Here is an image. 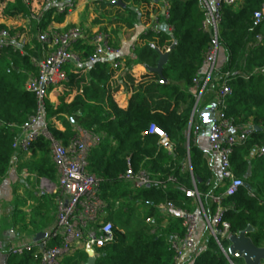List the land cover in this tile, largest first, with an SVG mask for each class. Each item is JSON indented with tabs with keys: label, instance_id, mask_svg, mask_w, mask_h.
Instances as JSON below:
<instances>
[{
	"label": "trees",
	"instance_id": "1",
	"mask_svg": "<svg viewBox=\"0 0 264 264\" xmlns=\"http://www.w3.org/2000/svg\"><path fill=\"white\" fill-rule=\"evenodd\" d=\"M44 1L29 0L26 8L21 0H0L1 15L12 18L42 13L39 24L42 29L51 21L62 23L65 15L55 14L51 18L53 10L43 9ZM120 1L124 6L112 0L93 2L99 5L96 12L100 13L96 17L92 15L91 21L101 27L99 30L108 32L113 47L120 45L124 30L134 29L141 22L143 30L133 41L130 55H124V66L114 69L108 61L98 60L70 69L65 82L48 90L42 106L46 130L54 140L67 144L76 127L100 137V142L88 152L86 170L98 179L99 196L106 204L104 219H118L124 226L137 206L144 209L143 219L154 218V224L147 223L130 231L113 226L115 240L98 248L94 264H173V252L167 240L173 234L183 236L185 227L176 216L162 224L165 212L159 205L170 202L176 209L193 212L198 204L186 197L185 191L194 188L208 219L220 206L221 220L228 223L229 232L237 235L250 226L247 235L258 246L264 239V154L253 156L252 153L264 147V16L254 26L253 14L264 7V0H244L237 6L221 7L216 43L224 54V61L221 65L215 61L207 80L204 58L213 38L212 32L203 26L206 19L203 0ZM107 6L117 10L108 13ZM111 14L115 19H109ZM2 28L6 25L0 24ZM34 33L32 28L27 30L32 47L25 54L11 47L0 52V179L9 167L12 143L19 127L38 109L35 95L24 85L27 77L36 72L31 56L38 54L40 44L34 40ZM256 35L261 36L260 42H256ZM74 47L82 59L92 51L91 46L81 41ZM169 49L161 71L166 82L161 83V76L151 68L157 66L159 55ZM133 64L143 66L145 71L134 75L130 71ZM222 83L231 89L223 108L230 128L237 132L246 125L252 126L246 140L232 147L231 168L243 184L231 196L224 195L225 186L216 182L204 151L194 143L191 131L188 135L185 133L190 120L197 124L198 108L210 101L217 102L216 92ZM120 86L130 94L125 108L115 99ZM211 89L215 94L205 98ZM52 96L58 98L56 102ZM197 96L198 103L192 113ZM151 124L163 132L169 151L157 134L148 132ZM30 150H37L40 155L28 170L54 180L56 171L50 162L49 141L40 135ZM128 170L147 174L149 184L134 186L124 178ZM209 197L220 200L218 204H209ZM12 213L14 221H23L17 205ZM219 241L220 244L209 235L192 264H230L223 253L229 241L224 238ZM30 242L34 245L22 255H14L9 250L6 264L38 263L33 253L39 242ZM57 244L58 238H49V246ZM64 258V264H71L68 261L72 258L84 262L87 255L84 252L72 258L65 256L60 264ZM229 258L232 264H244L238 257Z\"/></svg>",
	"mask_w": 264,
	"mask_h": 264
},
{
	"label": "built area",
	"instance_id": "2",
	"mask_svg": "<svg viewBox=\"0 0 264 264\" xmlns=\"http://www.w3.org/2000/svg\"><path fill=\"white\" fill-rule=\"evenodd\" d=\"M6 1V0H5ZM22 4L28 8L29 0H21ZM79 0H45V10L52 9L51 18L55 14H64L65 16L76 10ZM100 0H82L84 4L90 5V2ZM110 1V0H106ZM117 0H112L116 5ZM244 0H203L205 6V21L203 26L206 30L212 32L213 42L208 48L204 65L206 68L205 80L210 76L215 67L217 55L216 34L219 21V10L222 6H237ZM1 8V7H0ZM1 10V9H0ZM165 15V6L162 11ZM264 16V7L254 12L253 25L261 23ZM43 17L40 14H30L27 21L21 29L2 28L0 29V52L7 47L18 50L21 54L26 53V49L31 48V41L27 38L29 28L35 32L34 40L40 44V51L37 55L31 56V64L36 72L28 77L25 89L35 95L38 109L36 113L30 116L19 127V132L13 140L12 149L28 151L32 143L40 135H43L50 143V160L57 171V180L54 184V199L56 202V225L53 229L46 232V236L39 240L38 248L33 253L34 258L39 264H60L61 259L66 255H71L74 250L94 252L95 248L111 243L115 240L113 224L105 220L106 204L99 196L98 179L86 170L87 155L91 148L100 142V137L82 130L77 127L75 134L69 139L67 144H62L53 139L46 130L45 122L42 117V106L49 89L56 87L68 79L66 66L70 63L75 68L82 65H91L98 60H106L114 69L122 68L123 49L122 46L113 47L110 44V37L104 30H86L80 26L73 25L68 29H55L49 23L46 29L40 27V20ZM53 20V19H52ZM1 24V23H0ZM64 28V27H62ZM15 30V31H12ZM169 32V28H166ZM256 42L261 41V36L256 35ZM81 41L92 47L91 53L82 59L78 53L72 50L74 44ZM133 42L130 43V51L133 49ZM194 82L196 80L194 79ZM231 93L227 83H222L217 92L215 102V114L211 122L207 124L206 139L208 150L217 158L218 171L225 186L224 195H234L240 186L242 180L238 178L230 164V155L232 147L235 144L242 143L252 130V126L246 125L239 131L230 128L227 119L224 116V100ZM194 133L200 130L198 124L191 125ZM192 127V128H191ZM149 133L157 134L161 144L167 145V138L163 132L151 124ZM187 134V135H188ZM264 154V147L253 151V156ZM124 178L130 181L134 186H144L149 184L150 179L145 173L134 174L128 170ZM186 197H191L198 204V209L193 212L176 209L170 202L160 204L159 208L164 212L174 213L176 217L182 220L185 227L183 236L173 234L169 236L168 248L173 252V264H181L184 256L196 250V243L199 229V219L203 214V208L200 203V197L196 189L185 191ZM219 197H209V204H218ZM223 209L217 206L215 213L210 219L205 217L209 227L210 236L218 244L219 239L224 238L229 241L232 234L229 232L227 222L221 220ZM149 224H154V218L148 217ZM56 237L59 240L57 245H48L49 238ZM34 242H23L10 248L14 255H22L25 251L32 248Z\"/></svg>",
	"mask_w": 264,
	"mask_h": 264
},
{
	"label": "crops",
	"instance_id": "3",
	"mask_svg": "<svg viewBox=\"0 0 264 264\" xmlns=\"http://www.w3.org/2000/svg\"><path fill=\"white\" fill-rule=\"evenodd\" d=\"M8 1V0H6ZM10 1V0H9ZM80 8H76V10L80 11L84 9V6H88L87 9L93 10L92 5L84 4L82 0H79ZM74 10L70 14L66 15L64 21L60 24H55V27L58 26L60 28L65 27L68 24L76 25L79 22L78 11ZM0 23H9V18H5L1 15L0 10ZM143 30V26L141 22H138L136 27L131 30H124L123 36L120 38V45L123 49L124 55H130V43L135 41ZM72 50L76 52L75 47L73 46ZM217 64L221 65L224 61V54L222 50L217 49ZM76 69L74 64L70 63L66 66V70ZM130 71L134 75H139L143 73L145 70L143 66L139 64H133L130 66ZM193 88H190L192 90ZM162 92V89H160ZM215 92L213 90H209L205 98H210L213 96ZM129 91L120 86L118 91L115 94V99L118 105L122 108H125L129 99ZM199 99V96L198 98ZM210 101L206 105H203L201 108H198L195 112L196 122L200 126V130L197 133H194L191 129V133L193 135L194 143L204 151L206 156V160L208 162L209 167L215 174L216 182L218 184H222V180L220 178V174L218 171V163L217 158L211 154L208 150V143L206 139V129L207 123L204 124V119L201 115V111L205 106L212 103ZM195 105V104H194ZM195 110V107H193ZM194 113V111H193ZM193 125V124H191ZM190 123H188L185 133L188 134ZM192 128V127H191ZM165 147L170 150L167 145ZM40 153L32 150L21 151V150H13L10 164L7 169L6 175L0 179V264H6V260L8 258V251L11 247L19 245L20 243L27 242L30 240H34V236L37 232L43 231L48 232L53 229L56 225V202L54 199V194L51 195V191H48L49 184L56 182L57 180V171L56 178L54 180H50L47 177L39 176L36 172L28 170V166L39 157ZM51 162V160H50ZM55 168V167H54ZM189 169V167L187 166ZM48 186V187H47ZM17 205V208L20 209L23 213L22 219L23 221H14L13 218V207ZM208 205V202H207ZM202 206V205H201ZM203 208V207H202ZM56 209V210H55ZM204 212V210H203ZM205 213V212H204ZM164 220L162 224H166L169 217H175L174 213L165 212ZM152 217V216H150ZM206 215H201L199 219V229H198V237L196 243V250L193 252L187 253L181 264H192V260L197 251H199L205 242V239L210 235L209 227L205 219ZM22 226L24 228L22 229ZM260 248H264V239H262L258 245ZM86 253L87 259L86 261H80L77 259H73L72 257H76L79 254ZM88 252V251H87ZM86 251L82 249H76L71 255H66L72 258L71 261L76 262V264H88V261L91 260L92 264H94L95 258L98 256L99 251L98 248L94 249V252L90 256ZM65 257V256H64ZM240 258V257H238ZM242 259V258H240ZM66 259L64 258L61 264H64ZM71 261V264H73ZM243 261V260H242ZM232 263V262H231ZM244 263V261H243ZM30 264H39V263H30ZM245 264V263H244ZM264 264V261H262Z\"/></svg>",
	"mask_w": 264,
	"mask_h": 264
},
{
	"label": "water",
	"instance_id": "4",
	"mask_svg": "<svg viewBox=\"0 0 264 264\" xmlns=\"http://www.w3.org/2000/svg\"><path fill=\"white\" fill-rule=\"evenodd\" d=\"M116 3L120 4L121 6H124V4L120 0H117ZM169 51L170 49L164 53H161L159 55L157 66L151 68V71L156 72L161 76V83L166 82V80L162 77L161 71H162V66L167 59ZM197 101L194 107L196 106ZM214 114H215V104L213 102L204 107V109L201 111V115L204 119L205 125L213 120ZM248 174H249V168L246 172V175ZM196 181H200L199 178H196ZM250 230L251 227L248 226L245 230L240 231L237 235H232L230 237L227 251L223 250V253L228 258L230 264L232 263L230 261L229 256L240 257L242 258L245 264H262V261H264V248H260L252 242L250 237L247 235ZM45 236H46V232L43 231L37 232L36 235L34 236V241H39L43 239ZM87 253L90 256L92 255V251H88ZM88 264H92V261L89 260Z\"/></svg>",
	"mask_w": 264,
	"mask_h": 264
},
{
	"label": "rangeland",
	"instance_id": "5",
	"mask_svg": "<svg viewBox=\"0 0 264 264\" xmlns=\"http://www.w3.org/2000/svg\"><path fill=\"white\" fill-rule=\"evenodd\" d=\"M90 1V0H89ZM101 1H103V0H100L99 2H101ZM97 3H98V1H97ZM90 5H92V7H93V10H91V9H87V7L86 6H84V9L83 10H80V11H78V10H76V11H78L77 13H78V18H79V22L76 24L77 26H80V27H82V28H84V29H86V30H88V29H90V31L91 30H94V29H96V28H98L97 30H99L101 27H99V26H96V25H93V23H96L95 21L93 22V21H91V17H92V15L94 16V17H96V16H98V14L100 13H98V12H96V8H99V5L97 6L96 4H94L93 2H90ZM81 6H79L78 8H80ZM107 10H108V13L109 12H111V13H113L115 10H117L116 8H113V7H108L107 6V8H106ZM89 12H90V14H89ZM88 14H89V16H88ZM27 15H25V14H22V15H20V16H16V17H12V18H9V23H4L8 28H15V29H17V28H21L20 26H23L24 24H25V21H27ZM115 16H114V14H111L110 16H109V19L110 20H113V19H115L114 18ZM86 19V20H85ZM84 24H83V23ZM104 22V25H105V22H106V20L105 21H103ZM80 24H82V25H80ZM86 24V25H85ZM91 25H92V27H91ZM53 28H55V29H61L60 27H58V26H56L55 27V24L53 25V23H52V25H51ZM102 27H103V25H102ZM93 28V29H92ZM89 31V30H88ZM35 44V43H34ZM27 79H28V77H27ZM27 79H26V81H27ZM26 81L24 82V85L26 84ZM57 97H55L54 98V96H52V101L53 102H56L57 101V99H56ZM197 98H198V96L196 97V100H195V103H196V101H197ZM197 103H198V101H197ZM77 128V127H76ZM54 184H55V182H53V183H50L49 184V189H47L48 191H51V195L52 194H54L55 192V188H54ZM57 206V205H56ZM56 209H57V207H56ZM55 209V210H56ZM57 212V211H56ZM143 214H144V209L141 207V206H137V208L135 209V212H134V214L130 217V219H129V221H128V223L126 224V225H122L121 223H120V220H118V219H115V220H110L111 222H112V224H113V226L115 227V228H121V229H123V230H127V231H130V230H134V229H136V228H139V227H141V226H143L144 224H147L148 223V221H147V218L146 219H143ZM149 224V223H148Z\"/></svg>",
	"mask_w": 264,
	"mask_h": 264
}]
</instances>
